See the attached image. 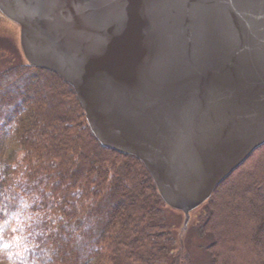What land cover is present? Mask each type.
Segmentation results:
<instances>
[{
	"label": "water",
	"instance_id": "obj_1",
	"mask_svg": "<svg viewBox=\"0 0 264 264\" xmlns=\"http://www.w3.org/2000/svg\"><path fill=\"white\" fill-rule=\"evenodd\" d=\"M25 63L74 90L106 148L192 212L264 145V0H0Z\"/></svg>",
	"mask_w": 264,
	"mask_h": 264
},
{
	"label": "trees",
	"instance_id": "obj_2",
	"mask_svg": "<svg viewBox=\"0 0 264 264\" xmlns=\"http://www.w3.org/2000/svg\"><path fill=\"white\" fill-rule=\"evenodd\" d=\"M199 209L208 264H264V145ZM169 210L63 79L23 57L0 71V264H192Z\"/></svg>",
	"mask_w": 264,
	"mask_h": 264
},
{
	"label": "rangeland",
	"instance_id": "obj_3",
	"mask_svg": "<svg viewBox=\"0 0 264 264\" xmlns=\"http://www.w3.org/2000/svg\"><path fill=\"white\" fill-rule=\"evenodd\" d=\"M5 38H9L12 47L7 46ZM16 31L10 24H4L0 31V71L4 68L21 61V56L16 45ZM200 208V207H199ZM197 208L192 212L191 223L181 242L182 248L190 253L192 264H208L209 256L202 247H205L211 242L210 236L200 237L196 232V215L200 209ZM168 222L171 225V231L178 239V230L181 224V214L177 211H170L168 213Z\"/></svg>",
	"mask_w": 264,
	"mask_h": 264
}]
</instances>
